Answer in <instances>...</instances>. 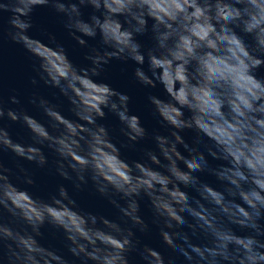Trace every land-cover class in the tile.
<instances>
[{"label":"clouds","instance_id":"9594fccd","mask_svg":"<svg viewBox=\"0 0 264 264\" xmlns=\"http://www.w3.org/2000/svg\"><path fill=\"white\" fill-rule=\"evenodd\" d=\"M38 9L86 63L37 26ZM6 42L35 74L26 102L0 87V264H264V0H0ZM113 61L131 68L155 127L102 79ZM146 141L138 159L122 154ZM22 162L67 183L38 195ZM86 188L115 213L81 207ZM154 230L160 248L142 240Z\"/></svg>","mask_w":264,"mask_h":264},{"label":"water","instance_id":"95a60500","mask_svg":"<svg viewBox=\"0 0 264 264\" xmlns=\"http://www.w3.org/2000/svg\"><path fill=\"white\" fill-rule=\"evenodd\" d=\"M35 19L39 28L47 29L57 37L58 41L63 43L67 50V54L73 62L77 64L86 63L84 60L86 49L77 45L74 40L67 36L61 22L54 13L47 9H38ZM32 64V59L19 46L6 42L0 47V87H2L6 97L9 94H12L14 90L15 93L19 94L26 102L27 96L34 90V86L30 82L31 77L35 74ZM102 79L117 90L130 95L131 109L141 116L142 121L147 128L151 129L156 126L155 121L152 119L150 112L146 107L145 90L134 84L131 79V68L125 69V66L121 62L113 61L103 74ZM36 87H38L43 95L54 100L56 99V90L48 88L42 83ZM152 91L157 94H162L159 89H154ZM26 107H28L29 110H32L30 105L26 104ZM102 123L112 130L113 137L117 142L123 139L119 133L118 121L114 116L108 114ZM11 131L14 137L23 138L25 141L27 140L26 130L20 125H13ZM149 145L150 142L146 141L141 145H138L136 150L122 148L121 151L129 160L138 159L141 155L140 149ZM3 159L9 167L15 169L16 162L11 154L5 153ZM22 163L33 173V178L35 180L33 191L38 195L46 196L50 191L55 189L57 184L67 183L62 181L58 175L49 172L47 168H37L28 162ZM75 196L83 208L100 212L106 216H111L115 213V209L91 188H86L84 191L75 193ZM142 210L147 219L150 216L148 207L142 206ZM142 240L154 248H160V238L155 230L147 236H142ZM42 242L62 249L61 237L59 235L54 236L48 231H45V236ZM131 264H137L136 260L132 259Z\"/></svg>","mask_w":264,"mask_h":264}]
</instances>
